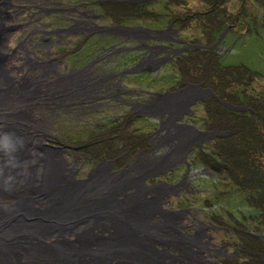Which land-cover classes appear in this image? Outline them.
Wrapping results in <instances>:
<instances>
[{"label":"bare ground","instance_id":"obj_1","mask_svg":"<svg viewBox=\"0 0 264 264\" xmlns=\"http://www.w3.org/2000/svg\"><path fill=\"white\" fill-rule=\"evenodd\" d=\"M3 12L0 8V264H203L193 250H202L201 233L182 234L177 215L157 213V192L148 198L152 191L140 180L111 175L105 167L78 180L63 154L37 138L43 122L35 111L65 104L74 84L51 80L57 68L30 54L25 41L11 45L12 18ZM37 65L45 70L39 77L25 73ZM194 96L184 91L164 99L163 107L182 108L183 99ZM166 136L178 140L173 153L193 140L187 128H171Z\"/></svg>","mask_w":264,"mask_h":264},{"label":"flooded vegetation","instance_id":"obj_2","mask_svg":"<svg viewBox=\"0 0 264 264\" xmlns=\"http://www.w3.org/2000/svg\"><path fill=\"white\" fill-rule=\"evenodd\" d=\"M34 1H40L46 6V9L54 11L47 0ZM34 1H29V3ZM61 2H64L63 10L69 16L63 19L60 15L53 14L52 20L47 21V27L51 29L52 35L56 34L60 39H63V41H59L64 45H70L72 37H79L76 39L78 58L63 60V62L60 60L52 64L57 68L55 75L61 81H65L66 86L74 84V86L71 85L73 92L71 97L73 99L90 97L93 105L97 103L103 107L110 104H115L118 107L120 103H126L136 116H146L151 121L157 122V132L153 133L151 137V149L134 152L130 157V163L132 164L138 159V165L135 164L136 166L134 165V169L131 167V170L137 175L141 174V177H144L143 180L149 177L147 180L152 187L146 188L151 189L154 193L157 192L159 205L166 204L167 209H171V212L181 213L179 230L182 234L191 237L193 234L201 233L202 250L198 249L196 252L199 253L203 263L224 264L222 260H232L230 261L232 263L227 264H238L242 262L238 261L241 260L240 256L245 257L243 262L246 263L252 259H258L257 254L251 256L253 258L242 254L239 245L236 248L228 243L225 246L223 242L217 245L213 233L224 228L208 222L205 208L202 207L204 209L202 211L198 208L183 206L185 203L181 201L185 198L175 202L174 205L170 201L174 195L209 190L211 185H202L196 181L199 180L198 174L209 175L211 180H214V174L207 171L209 164L206 163L204 166L202 157L197 156L198 150L205 149L209 144L211 135L202 131L206 133L205 136L191 141L181 152H171L178 140L166 136L169 129H177L178 124H188L187 118L193 117L195 114L191 112L190 116H184L182 120L175 121L172 114L176 113V108L163 107L162 96L158 95L174 93L182 89V84L185 87L188 85V83L177 81L178 75L175 66L178 61L176 54L182 52L190 42L182 37L180 31L157 26V24H114L109 21L104 12L99 10L101 4L97 0H64ZM57 3L59 2H55V4ZM226 36L223 34L215 40L216 45L219 46L215 48L221 54V58L234 50V42L228 46L224 45ZM145 82L147 85H144ZM163 147L165 148L162 149ZM146 164L150 168L143 172L140 168ZM191 168L199 170L194 178H190L188 175ZM186 169L188 173L184 176ZM162 175L168 178L166 182L158 180ZM152 178L158 180L154 186L151 185L154 183ZM187 178L189 179L186 181V185L189 187L186 188L183 183ZM191 179L198 190L191 187ZM156 185L157 187H155ZM185 201L188 204L192 203L188 200ZM191 210H195V214L199 213L200 217H196ZM211 228L215 231L212 232ZM227 246L234 249L230 250L229 254L228 252L226 254ZM216 254H220L221 257L215 258ZM169 255L175 256L177 253L171 252Z\"/></svg>","mask_w":264,"mask_h":264},{"label":"rangeland","instance_id":"obj_3","mask_svg":"<svg viewBox=\"0 0 264 264\" xmlns=\"http://www.w3.org/2000/svg\"><path fill=\"white\" fill-rule=\"evenodd\" d=\"M7 1L8 0H0V3H6ZM61 1H64V0H47L49 5L52 8H54V11L46 10V6H44L40 1H34L33 3H29V6H31L30 8L27 7L28 3L21 2L20 0H12L10 1L11 4L9 6L4 5L3 7H0L3 10H6L7 14L11 16L13 21L9 24L10 25L15 24L19 27V29L12 32L9 37V40L12 41L11 45L15 46L13 45L14 43H19L21 41H25L26 43H28V40L31 38L32 44L29 47V49L32 52H35L37 55L39 54L44 55L45 58L41 57L42 59L51 61L52 55H48V51L49 50L51 51L54 46V49H53V52H54L55 48L57 47V45H55V42L53 40V37L56 34H54L53 37L50 39L49 37H51V35H48L49 36L48 37L46 34L44 35L42 33H39L38 31L39 30L47 31L45 30L47 29V24H48L47 21L52 20V18L49 16H54L53 14H58L63 19L69 16V14L63 10L64 6H62V4L64 2H61ZM153 1H157V0H151L150 2L153 3ZM161 1H164L165 5L167 4L171 6L170 0H161ZM183 1L186 5L191 7L193 11L199 10V9L201 10V5L199 3L200 0H183ZM55 2H59L61 4L59 3L55 4ZM164 3H160L159 6L158 4L157 5L149 4L145 6V9L148 11H152L155 14H157V12L163 13ZM22 6H26L27 8H24ZM220 7H222V9L220 10L221 14L226 16L225 21H224L226 26H228L230 30H232L231 32H233L232 34L230 33L227 34L228 36L225 40L224 45H230L232 41H235L237 42V44L238 43L240 44L241 41L238 38L240 39L242 38L238 37L239 34H241L238 32H240L241 30H242V33L245 32V29L247 27H249L250 35L249 34L248 36L246 35V38L256 37L254 34V25H255V30L257 32V35L262 36V38L258 40L257 43H251L250 41V43L246 45V49L249 50L248 51L249 54L245 52V57L247 59H250L251 62L249 64L245 63L244 61H239L237 60V58L235 59L236 61L235 63L226 62V59H223L221 63L223 64V66L236 65V64H241V63L248 66L253 74V75H250L251 78H253L256 75L254 77V80L252 81L251 84L243 86L245 83H247V79L250 78V76L246 72L243 71V70H246V68H243V70L238 69L236 71V74L238 73L237 83L241 85L240 88L247 89L249 91L248 95H251V96L253 95V97L255 95L257 96L259 95V97L264 99V59L262 58L260 59L261 65L259 67H257L254 63L255 62L254 53H256V50L258 49L259 45L264 46V0H225L224 5H221ZM183 8L184 7L182 6L180 7V9H183ZM56 9H60L61 11H58V10L56 11ZM108 11L111 13L110 17L113 21L120 22V20H118L117 15L113 12L112 7H109ZM246 13H247V16H246ZM235 14H238L237 19H235L236 18ZM179 15H183V14L181 13ZM230 16H233L234 19L230 20L229 19ZM42 21H46V24H42ZM210 21L212 24L215 22L213 18H211ZM200 26H201L200 23H197L196 21L192 20L189 25L190 27L189 34L197 35V33H200L201 32V29H199ZM35 28L36 30L34 31L33 29ZM16 33H17V36H15ZM62 35L64 36L65 34H62ZM184 37L185 39L191 38V36L186 35V34L184 35ZM72 38L76 39V37H72ZM34 39L35 41H37V43H39L40 45H43L44 48L34 47L35 45ZM40 39H48L47 41H49L50 43L45 44L41 42ZM55 40L63 41V39H60L58 37H55ZM242 40H243L242 42H244V39ZM60 44H63V43L61 42ZM46 45H49V47H45ZM238 49H240V47H236V50H234L233 52V56H236V52ZM77 54H78V51L76 50V47H74V48H71L70 51H68L67 56L69 57V59L75 60ZM199 55L201 56V54ZM211 55L212 54L209 53L208 57H210ZM59 60L61 59L59 58ZM258 62H259V59H258ZM69 63L71 62L69 61ZM187 79L198 81L199 76L196 73H194L193 69H191L189 72V75L183 77V80L186 82H187ZM144 85H147V82H145ZM159 86H165V85H159ZM230 89L235 90L234 87H230ZM174 98H177V97H174ZM90 100H91L90 97L89 98L81 97L80 102L83 103L81 105L82 108L80 104H75V106H70V107L60 105V106H53L51 110L46 109V108H44V110H37L36 116L39 118H42L45 121L42 127L43 133H41L45 136L43 140L45 141L47 139V141L50 144H54L53 142L55 143L59 142V140L55 138V136H57L59 139L61 138L65 142L66 141L67 142H79V141H83L87 139L91 132L97 133L100 130L99 124H102V126L106 128H112L113 126H115V124H117V118L116 119L114 118L116 116L114 117L106 116L109 114L106 107L100 106V104H97V103H95L94 105L92 104V106L90 107L87 104H85V101L90 102ZM78 107L83 109L85 115H83V113L80 112ZM118 108H119L120 113H125L124 121L128 123L129 130L133 131L135 135L139 136L145 142L144 141L138 142L137 143L138 147L135 148V145L133 143H136L138 138L131 137V138L126 139L124 134L121 135L119 131L111 132L112 133L111 141H113L114 143L120 144L118 148H121V146L126 144L125 147L128 146V150L126 151V154H129V159L130 157H132L135 150L149 151L151 149V137L153 133L157 132V122L151 121L149 118L144 117V116H136L134 111L129 109L126 103H120L118 105ZM198 111L199 113H201L199 109ZM111 115H114V114L112 113ZM201 115L202 113L199 116ZM263 118L259 116L258 120L260 122H254L250 120L252 121V124H250L248 130L245 131V135L243 137L242 136L238 137L240 135L239 134L234 138H230L232 139L231 141L233 144L232 147L224 148L225 150L235 148L236 150L239 151V152H236L234 156H231V157L227 156V157L233 163L236 169H237V166L239 167V173H240L239 175H241L242 177L247 176L246 172L248 175L255 174L258 178L264 177V169L260 168V167H264V149H263L264 122H263ZM191 121L195 124L197 128H201L200 119L198 116L195 119H191ZM182 127L185 128V126H182ZM180 128H177V129H180ZM226 128L231 129L229 127H226ZM234 129L240 130L241 128H234ZM189 130L193 133V138H194L196 136L195 132L192 129H189ZM241 132H243V130ZM52 134H54V136ZM257 139H260L259 141H261L262 143L259 141L257 143L256 142ZM164 148L165 147H163L162 149ZM63 149L67 150L63 152V155L67 157L66 160L71 165V167L77 170V176L78 174L82 172V170L85 171L89 167L92 166L90 162L84 158L85 156L82 152L76 151L67 146ZM249 149L253 150L254 152L250 153L249 155H246L245 153ZM105 150L108 151L107 154L110 156L114 155L115 153V149L113 147H107V149ZM157 156H160V154H157ZM75 160L76 161L79 160V162H76V163L79 167H82V168H79L74 163ZM133 164L138 165V159H136L132 164H130L129 162L126 170L131 171V167L134 166ZM241 164L248 166V171L247 169L245 171L244 170L245 167L242 166ZM112 165L113 164L111 163L110 166ZM103 166H105V163ZM97 167H94L93 169ZM230 170H232V168L229 169V173L226 172L228 176L226 179L225 196H219L218 198H216L215 196H217V194L214 195L213 188H208L210 191L207 190L205 193L203 191H199L200 194L204 193L202 195H195L193 192H185L183 194H179L178 196L174 195V197L170 200L172 202V205H174L175 202H179L181 201V199L185 198V200L191 201L192 203L188 204L186 203L185 200H183L181 201L185 203V205L183 206H188L189 208H198L202 211L204 209L200 207V201L202 202L207 197H208L207 198L208 201L212 203L214 201L213 205L209 206V208L212 210L209 213L210 218L215 222L219 221L221 225L225 226L231 231L229 234H224L221 231V233L219 234L220 238H218V236L214 232L215 230L211 228V231L214 232L213 234L216 237L215 240H216L217 245H220L219 239H222V237H224L223 240L225 242H230V244H233L235 242L245 241V240L255 241V239L252 238V235H248L246 237L248 232H254L255 234L264 235V189L262 188L261 185H257L256 183H255V186H251V183H248L246 179L244 181V178L237 177V175L232 174ZM257 171H260V172L258 173ZM198 172L199 170H196L195 168H191V171L189 172L188 175L190 178H194L195 174L196 173L198 174ZM187 173H188V170L186 169L184 176H186ZM197 177L199 178V180H196V181L198 183H201L202 185L204 184L210 185L214 183V181L211 180V176L209 175L198 174ZM143 178H142V184L145 187H152L150 186V183H148L149 180H147L149 179V177H147L145 180H143ZM188 179L189 178L185 179L183 183V185H185L186 188L189 187L186 185V181ZM151 180H153L154 182V183H151V185L154 186L158 180H162L163 182H166L168 178L162 175L158 180L157 178H152ZM190 183H191L192 188H194L195 190H198L192 179L190 180ZM222 185H224V183ZM155 187H157V185ZM200 188L202 189V187ZM254 188L256 189L257 193L254 191ZM172 192H175V190H172ZM163 205H160V206L167 209L166 204H163ZM191 211L195 214V210H191ZM214 215H219V216H214ZM227 215H229L228 218H227ZM195 216L200 217L199 213H196ZM222 217L224 219L226 218L227 219L223 220ZM204 223L207 224L206 222ZM258 230L261 232H258ZM157 247L158 249H160L159 246ZM233 247H235V245ZM216 255L217 257L215 258L221 257L220 254H216Z\"/></svg>","mask_w":264,"mask_h":264},{"label":"trees","instance_id":"obj_4","mask_svg":"<svg viewBox=\"0 0 264 264\" xmlns=\"http://www.w3.org/2000/svg\"><path fill=\"white\" fill-rule=\"evenodd\" d=\"M171 5H174V9L170 5L163 4V13L157 12V14L153 13L152 11H148L145 9L146 5H112L113 12L117 15L118 20L120 22H148L149 20L153 24H157V26H166L169 23H175L174 26H177L179 28H186L191 21H198V23L201 24L199 29H201L202 35L206 36V38L214 43L215 40H217L216 35H220L224 32V30L227 28L228 33L232 34V30L225 24V15H222L220 10L222 7L221 5H224L225 0H200L202 2V8L201 10H188L187 5L184 3L183 0H170ZM160 2L158 3L159 6ZM184 7L182 10L187 9L183 13L182 16H177L175 13L178 11L180 12V7ZM243 8V7H242ZM244 9V8H243ZM219 11V13H217ZM216 13V14H215ZM192 14V15H190ZM194 14V15H193ZM213 14V15H212ZM217 15V16H216ZM238 14H235V19H237ZM247 16V13H246ZM185 18V19H184ZM211 18L214 19V23H211ZM183 19V20H182ZM230 20H233L234 17L230 16ZM249 33V27L245 29V32L241 33L240 37L244 39V42H242V39H239L241 43L237 44V42H234V50H236V47H240V49L237 50L236 56H233V52L227 55H223L224 58L221 59L220 62H222L223 59H226V62H236L235 59L239 61H244L245 63H250V59H247L245 57V52L248 53L249 50L246 49V45L248 43H257L258 40L262 38V36H258L257 32L255 30L254 25V34L256 37L254 38H246V35L248 36ZM227 38V37H226ZM246 38V39H245ZM246 40V41H245ZM261 42V41H259ZM233 43V42H232ZM209 44V43H207ZM228 46V45H227ZM262 46V47H261ZM261 47V48H260ZM197 54V56H195ZM195 53V55L190 56L188 59V63H182V65L179 67L180 71L182 73V76L189 75V72L191 69H193L194 73H196L199 76V80H192L193 82H200L204 81V83L213 89V91L217 92L220 96V99L228 102L233 105L242 106V107H248V111L246 112H240V113H234L232 111H229L223 107H221L216 100H211L209 102V105H205V117H204V125L208 129L211 128H219L222 130L229 128H241L238 133L232 137L224 138L221 141V145H215L213 150L216 151V154L220 155L219 159L220 161H223L221 164V167L219 168L218 173L220 176L226 180L227 179V173H229V169L232 172V174L237 175V177L244 178L247 180L248 183H251V186H255V183L257 185H261L264 189V177L258 178L255 174H247L245 177H242L239 175V167H236L233 165V163L228 159V157L234 156L236 152H239L235 148L227 149L225 150V147H232V139L237 135L244 136L245 131L248 130L249 125L252 124V121L254 122H260L258 120L259 116L262 118L264 117V99L259 97V95H248L249 91L247 89L240 88V84H238V73L236 74V71L238 69L243 70V68H246V70H243L246 72L249 76L253 75L252 71L249 70L246 66H234V67H227L222 66L220 62L218 61L217 55H211L208 57V53ZM249 54V53H248ZM251 54V52H250ZM255 56V65L259 67L261 65V58L264 59V46L259 45L258 49L256 50V53H254ZM244 57V58H243ZM259 59V62H258ZM253 64V63H252ZM256 76V75H255ZM254 76V77H255ZM254 77L247 79V83H245L243 86H246L248 84H251L254 80ZM230 87H234L235 90L230 89ZM247 93V94H246ZM252 120V121H250ZM264 122V118H263ZM243 130V132H241ZM229 139V140H228ZM227 140V142H226ZM260 139H257L256 142L258 143ZM261 142V141H259ZM262 143V142H261ZM264 144V143H263ZM264 149V145H263ZM225 150V151H224ZM230 151V152H229ZM234 151V152H233ZM254 152L253 150L249 149L246 151V155H249L250 153ZM198 155H201L203 157L209 156L207 153L204 154L203 152H200ZM228 156V157H227ZM218 157V156H217ZM232 159V158H231ZM245 167V171L248 166L241 164ZM264 169V167H260ZM227 172V173H226ZM258 173L260 171H257ZM240 186V185H239ZM254 191L257 193L256 189L254 188ZM262 197V196H261ZM258 232H261L258 230ZM249 234L246 235V237ZM264 236V235H263ZM245 237V239H246ZM264 239V237H263ZM256 239L255 241H239V246L241 247V252L243 251H249L251 253H257L264 255V240ZM246 264H264V262H261L258 259H253L251 262H247Z\"/></svg>","mask_w":264,"mask_h":264},{"label":"water","instance_id":"obj_5","mask_svg":"<svg viewBox=\"0 0 264 264\" xmlns=\"http://www.w3.org/2000/svg\"><path fill=\"white\" fill-rule=\"evenodd\" d=\"M128 2H130V3H137V2H143V0H130V1H128ZM198 48H201V47H198ZM191 89H193V90H191ZM198 89H199V87H197V86H193V87H191V88H189V89H187V91L188 92H198ZM197 97H199V96H197V95H195L194 97H193V99H196ZM190 100V99H189ZM184 103V106L186 107L188 104H189V101L188 100H186V101H184L183 102ZM225 107H227V108H230V109H232V110H237V111H240V110H243L242 108H235V107H232L231 105H229V104H223ZM183 106V107H184ZM184 112V108H178V112L176 113V115H175V117H179V116H181L182 115V113ZM231 133H222V135H225V136H227V135H230ZM193 137V136H192ZM195 139H198V136H195L194 138H193V140H195ZM161 212V210L159 209V207L157 206V213H160ZM148 251L150 250V249H148V248H146ZM157 254H160V252H157Z\"/></svg>","mask_w":264,"mask_h":264}]
</instances>
